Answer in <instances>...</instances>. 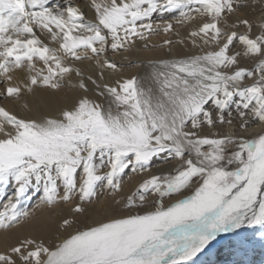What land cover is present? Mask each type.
Returning a JSON list of instances; mask_svg holds the SVG:
<instances>
[{"label": "snow or ice", "instance_id": "6c2138e0", "mask_svg": "<svg viewBox=\"0 0 264 264\" xmlns=\"http://www.w3.org/2000/svg\"><path fill=\"white\" fill-rule=\"evenodd\" d=\"M247 6L0 0V97L73 93L39 117L0 105V264H196L221 241L246 252V230L264 240V15L254 32ZM173 12L174 20L154 19ZM177 26L185 28L178 43L194 51L174 53L169 35L167 53L147 62V85L138 74L107 78L123 68L110 54L156 47L149 37L179 36ZM252 120L260 131L246 135ZM158 158L175 163L124 194L125 177L150 173ZM101 185L112 203L95 219L87 205ZM30 190L40 194L32 206ZM42 206H67L59 217L66 235L7 243Z\"/></svg>", "mask_w": 264, "mask_h": 264}, {"label": "bare ground", "instance_id": "6f19581e", "mask_svg": "<svg viewBox=\"0 0 264 264\" xmlns=\"http://www.w3.org/2000/svg\"><path fill=\"white\" fill-rule=\"evenodd\" d=\"M61 2H63V0H61ZM75 2L78 4H83L84 0H75ZM255 6H247L246 8L241 10L242 13L253 22L254 32L256 31L255 25L260 22L261 16L264 15V12L258 11V9L256 10L254 8ZM85 10L87 12V9ZM237 15H240V13H237ZM176 17L178 18V16ZM176 17L170 18L169 20H174ZM235 21L236 17L233 16L229 23H235ZM237 30L243 32L245 29L243 27H240ZM177 31L180 33L179 36L174 33L165 34L162 31L157 34L151 35L148 39V43L149 45H156V47L144 48L141 44L139 47L133 48L130 52L115 55L110 54L118 64L123 66V68L119 73L108 72L107 78L111 79L117 75L130 76L132 74H138L141 78L144 79L145 85H147V62L150 59H156L158 57L164 56L167 53L168 49L163 45V40L166 36L170 35L172 39L177 41V43L174 44L172 48V51L174 53L187 52L192 50L190 46L188 48H184L178 43L185 34V28L183 26H177ZM158 36H162L163 40L161 41L157 39ZM237 48H239V45H237ZM125 56L128 57V60L124 59ZM130 60L135 62L131 66L129 65ZM255 63L256 61L253 59L249 60V58L241 57V66L253 68L255 66ZM82 67H84L85 71H87L88 73H92L94 71L93 68L88 66L87 61L83 62ZM3 87L4 85L0 83V89H3ZM71 95H73L72 90L66 87L62 91L57 92L54 95H45L37 92L35 94H26L19 100L0 97V105L6 106L9 110L18 112L22 115H32L35 117H39L43 112H55L56 110H58L66 102V97ZM25 104H27V108L25 107ZM232 108L234 111L235 105H233ZM248 128L249 131L248 133H246V135H251L253 132H259V121H250ZM217 130L221 132L227 131V127H218ZM174 163L175 161L162 163L158 158L154 160L153 167L150 173H145L142 175L138 174L135 176H131V178L126 176L123 184L124 194H128L130 190H133L137 183L145 178L146 175L170 171L171 165H173ZM98 192L99 194L97 199L94 200L92 204L87 205L88 215L95 219L102 218V216L108 212V206L112 203L111 197L108 195L107 191L103 190L102 185ZM67 211V206H65L61 210H58L57 212H51L47 207L42 206L40 209L36 210V214L33 220L21 221V224L13 226L10 238L7 243H15V239L17 237L23 238L27 236L38 240L43 239L48 244H52L53 242L66 235L64 229L59 227L61 223L59 217L61 215H64ZM79 219H83V217ZM4 235V230L0 229V251L5 250V248L7 247V244L4 240Z\"/></svg>", "mask_w": 264, "mask_h": 264}, {"label": "rangeland", "instance_id": "374dc122", "mask_svg": "<svg viewBox=\"0 0 264 264\" xmlns=\"http://www.w3.org/2000/svg\"><path fill=\"white\" fill-rule=\"evenodd\" d=\"M248 6H255L258 11L264 12V4L260 0H243ZM253 8V7H252ZM178 16V12L166 13L162 17L159 13L154 14V19L169 20L170 18ZM177 18V17H176ZM159 40H163L162 36H158ZM160 41V42H161ZM252 60V59H249ZM241 61V60H240ZM9 192L12 190L9 186ZM39 195L34 190H30V200H26L25 203L29 206L37 204L39 201ZM257 230H246L241 235L250 239V243L247 246L246 252H236L229 247L227 241H221L215 245L203 256H200L196 260V264H264V240H261L257 235Z\"/></svg>", "mask_w": 264, "mask_h": 264}]
</instances>
